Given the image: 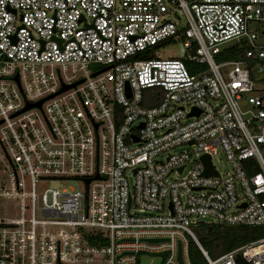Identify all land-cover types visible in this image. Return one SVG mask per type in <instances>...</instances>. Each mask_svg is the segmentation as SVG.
<instances>
[{"label": "built area", "instance_id": "2783aa9c", "mask_svg": "<svg viewBox=\"0 0 264 264\" xmlns=\"http://www.w3.org/2000/svg\"><path fill=\"white\" fill-rule=\"evenodd\" d=\"M263 40L264 0H0V264H264V238L211 257L194 231L264 226Z\"/></svg>", "mask_w": 264, "mask_h": 264}, {"label": "trees", "instance_id": "16d2710c", "mask_svg": "<svg viewBox=\"0 0 264 264\" xmlns=\"http://www.w3.org/2000/svg\"><path fill=\"white\" fill-rule=\"evenodd\" d=\"M240 51L237 47L226 48L217 57V62L236 59L240 56ZM185 66L192 75L206 69L205 65L191 62H185ZM256 172L257 170L253 169L247 173L251 176ZM194 231L199 244L211 257L231 252L264 238V226L243 227L201 222L195 227ZM188 256L191 264H205L200 251L192 241L189 242Z\"/></svg>", "mask_w": 264, "mask_h": 264}, {"label": "rangeland", "instance_id": "374dc122", "mask_svg": "<svg viewBox=\"0 0 264 264\" xmlns=\"http://www.w3.org/2000/svg\"><path fill=\"white\" fill-rule=\"evenodd\" d=\"M264 42V40H263ZM156 53L158 56L162 59H168V58H177V59H183L186 56V50L180 41H175V42H169L164 44L163 46H160L157 48ZM97 67H93L91 69H94ZM184 150H191L187 148L186 146L180 147L176 149L174 152H181ZM213 164L217 168V170L220 171L221 174H226L230 172V165L226 161L225 157L223 154H219L218 156H215L213 158ZM43 189L45 190H59V191H78L82 190L83 184L78 181V180H67L66 182L62 181H47L46 183L42 184ZM201 221H204L206 223L212 222L210 219H202ZM142 261L148 262L149 257L147 256H142L141 258ZM156 264H158V260H155Z\"/></svg>", "mask_w": 264, "mask_h": 264}, {"label": "water", "instance_id": "95a60500", "mask_svg": "<svg viewBox=\"0 0 264 264\" xmlns=\"http://www.w3.org/2000/svg\"><path fill=\"white\" fill-rule=\"evenodd\" d=\"M108 68H105V69H103L102 71H106ZM71 86H63L58 92H57V94L58 93H62V92H64V91H66V90H68L69 88H70ZM126 90L128 91V95H129V86H128V84L126 83ZM52 96H54V95H51L50 97H52ZM50 97H48V98H50ZM48 98H46V99H48ZM46 99H44V100H41V101H39V102H37V103H35V104H28L24 109H23V111L24 110H27V109H30L31 107H40L41 106V104L46 100ZM198 115V112H195V111H192V113L190 114V116L191 115ZM201 162H202V164H203V173H202V175H204V176H207V177H211V176H218V174H217V172L215 171V170H213V168H212V165H211V162H210V159H209V157L208 156H203V157H201ZM182 169H180V171H181ZM88 182V181H87ZM158 241H160V240H149V242H152V243H156V242H158ZM178 260L181 262L182 261V257H181V252H180V246H179V253H178Z\"/></svg>", "mask_w": 264, "mask_h": 264}]
</instances>
